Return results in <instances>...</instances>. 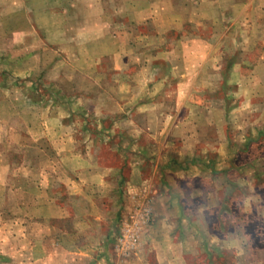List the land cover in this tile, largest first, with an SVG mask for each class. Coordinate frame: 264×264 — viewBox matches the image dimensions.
<instances>
[{
    "label": "rangeland",
    "instance_id": "rangeland-1",
    "mask_svg": "<svg viewBox=\"0 0 264 264\" xmlns=\"http://www.w3.org/2000/svg\"><path fill=\"white\" fill-rule=\"evenodd\" d=\"M232 1L0 0V264H132L157 197L206 251L229 227L239 257L263 246L264 134L235 146L230 125L264 123L242 79L264 75V4Z\"/></svg>",
    "mask_w": 264,
    "mask_h": 264
},
{
    "label": "crops",
    "instance_id": "crops-1",
    "mask_svg": "<svg viewBox=\"0 0 264 264\" xmlns=\"http://www.w3.org/2000/svg\"><path fill=\"white\" fill-rule=\"evenodd\" d=\"M237 1H242V0H233L232 3H236ZM261 4H264V0H259ZM261 35H264L262 33ZM201 44L200 46L208 45L203 41H200ZM207 47H205L203 50H206ZM204 52V51H203ZM263 58V59H262ZM207 62L206 55L204 57V54L200 52V59L198 60L199 66L204 67L206 66L205 63ZM236 63V62H235ZM233 63L232 66L237 67L242 66L245 62H239V63ZM264 68V49L259 56V60H257V68ZM244 80L243 83H245L246 80H256L258 83H264V75L259 76V77H242ZM241 88V87H240ZM243 89V88H242ZM245 90V88L243 89ZM243 94V98L246 97V91ZM253 94H250V97H252ZM249 97V96H248ZM247 101H245V104H247ZM259 101V107L258 105L256 107L258 112L260 113V110L264 107V95L260 97ZM251 107V111H252ZM246 109V107H245ZM243 109V118L239 121V123H234L236 122L235 119L231 121L230 127L232 130V136H233V142L235 146H250L252 139H251V134H260L261 136L264 134V123H255L252 124L251 120H249L247 117L251 116V114ZM236 117V113L231 114V116ZM240 113H238L237 116H239ZM259 116H262V114H259ZM260 121V118H259ZM249 137V138H248ZM264 137V135H263ZM196 170V171H195ZM177 176L183 177V178H188L189 176L197 177L200 176L198 174V167L197 166H190L189 170H179V173H177ZM181 174V175H180ZM166 190V189H165ZM162 193V192H161ZM159 192V194H161ZM164 195H170L168 192L163 193ZM165 198V197H164ZM163 198L160 199V197H157V202H156V207H161L160 211L163 210L164 212L167 213L168 216H166V221L164 222V225L162 227V230L164 232H160V222L157 220L155 223L150 227L151 234L149 237L144 240L142 239V250L141 253L138 255L137 258H135L132 262V264H204L199 262V259L201 258V255H206L205 259H207L210 263L208 264H241L243 261V264H254L253 259H260V264H264V244L263 246H259L258 248H254V251H252L253 243L249 242V247L246 248V252L244 253L243 258L239 257L242 253L236 252V243L235 240L233 239L236 235V231L234 228L229 227L236 225V216L233 214L231 211H226L224 208H221L220 206L218 207V211H223V213H227L230 215V220H229V229L230 231L227 230V233H225L222 236L215 235V237L210 236L209 240H207V244L212 246L213 249H215L214 252L207 251L205 250L204 247V238L201 237V234L198 233L197 229L198 224H196L194 221L189 220V214L186 213L187 209L186 206H180L176 204H169L168 202L166 203V200ZM170 199V196L169 198ZM162 200V201H161ZM165 200V201H164ZM252 211H254V215H261V212L264 209V206L261 204H256L250 207ZM198 210V208L196 209ZM250 210V211H251ZM159 211V212H160ZM243 213V218H247V210L242 209ZM175 212L183 213L181 217L178 214H175ZM188 212V211H187ZM231 212V213H230ZM174 213V214H173ZM259 213V214H258ZM176 216V217H174ZM180 218H179V217ZM169 218V219H168ZM175 218V219H174ZM168 219V220H167ZM178 219V220H177ZM240 219V217H239ZM244 220V219H242ZM261 221V220H260ZM181 225L183 229H186L188 227H191L194 230L193 234H188L186 231L183 232L181 231L180 235H174V230L175 226ZM240 224H244V222H240ZM245 225V224H244ZM235 227V226H234ZM260 228L262 229V222L260 224ZM159 231V233H157ZM263 231H264V221H263ZM183 232V233H182ZM260 234L261 231H260ZM264 235V234H263ZM233 236V238H232ZM202 239H201V238ZM262 237V235H261ZM206 242V241H205ZM262 242V241H261ZM264 243V240L263 242ZM207 245V246H208ZM216 251L221 253V256H219V253L216 254ZM263 261V262H262Z\"/></svg>",
    "mask_w": 264,
    "mask_h": 264
},
{
    "label": "built area",
    "instance_id": "built-area-1",
    "mask_svg": "<svg viewBox=\"0 0 264 264\" xmlns=\"http://www.w3.org/2000/svg\"><path fill=\"white\" fill-rule=\"evenodd\" d=\"M127 237L130 238L131 240H134L135 238L133 233H129Z\"/></svg>",
    "mask_w": 264,
    "mask_h": 264
}]
</instances>
